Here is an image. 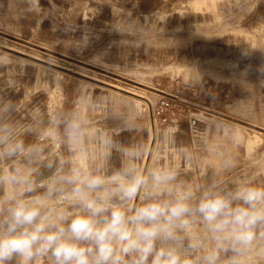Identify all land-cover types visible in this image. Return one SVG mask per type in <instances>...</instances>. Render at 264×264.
<instances>
[{"label":"clouds","instance_id":"clouds-1","mask_svg":"<svg viewBox=\"0 0 264 264\" xmlns=\"http://www.w3.org/2000/svg\"><path fill=\"white\" fill-rule=\"evenodd\" d=\"M239 141L214 122L187 143L84 84L0 94V264H264V166L238 173Z\"/></svg>","mask_w":264,"mask_h":264},{"label":"rangeland","instance_id":"rangeland-1","mask_svg":"<svg viewBox=\"0 0 264 264\" xmlns=\"http://www.w3.org/2000/svg\"><path fill=\"white\" fill-rule=\"evenodd\" d=\"M0 49L19 60L0 69V94L22 108L62 105L84 84L187 143L214 122L239 128L237 172L264 166V0H0ZM87 76L142 91L150 105ZM163 99L165 122L154 114Z\"/></svg>","mask_w":264,"mask_h":264},{"label":"bare ground","instance_id":"bare-ground-1","mask_svg":"<svg viewBox=\"0 0 264 264\" xmlns=\"http://www.w3.org/2000/svg\"><path fill=\"white\" fill-rule=\"evenodd\" d=\"M196 3L200 4L203 3L205 0H194ZM32 58L35 59V63L39 62V61H44L48 64H52V65H56L51 61L45 60L44 58L40 57V56H31ZM195 67L197 68V71H200V69L195 65ZM90 80L95 81L96 83L102 85L103 87H107L110 89H113L115 91L118 92H125L130 94L131 96H133L136 99V103L137 105L141 108L144 109L145 106L150 105L149 100H147L146 96L143 94L142 91H136V90H132L130 88H125L124 86L117 84V83H113L110 81H106L103 80L101 78L95 77V76H87Z\"/></svg>","mask_w":264,"mask_h":264},{"label":"built area","instance_id":"built-area-1","mask_svg":"<svg viewBox=\"0 0 264 264\" xmlns=\"http://www.w3.org/2000/svg\"><path fill=\"white\" fill-rule=\"evenodd\" d=\"M171 107V102L163 99L155 108L154 114L163 122L168 120L167 113Z\"/></svg>","mask_w":264,"mask_h":264}]
</instances>
